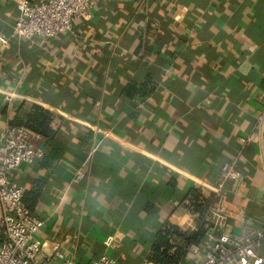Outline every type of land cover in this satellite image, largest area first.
<instances>
[{"label": "crops", "instance_id": "0c3cea01", "mask_svg": "<svg viewBox=\"0 0 264 264\" xmlns=\"http://www.w3.org/2000/svg\"><path fill=\"white\" fill-rule=\"evenodd\" d=\"M18 1L0 0V133L24 126L12 121L31 104L53 115L55 134L30 138L41 156L11 173L43 221L45 251L74 264H151L163 222L197 230L182 204L190 188L210 205L221 166L234 162L225 224L185 259L201 264L223 232L264 264V0H101L66 33L27 40L13 33Z\"/></svg>", "mask_w": 264, "mask_h": 264}, {"label": "built area", "instance_id": "2783aa9c", "mask_svg": "<svg viewBox=\"0 0 264 264\" xmlns=\"http://www.w3.org/2000/svg\"><path fill=\"white\" fill-rule=\"evenodd\" d=\"M101 0H19L13 33L20 40L33 37L56 38L70 30L75 19L91 16L92 9ZM37 135L26 126H7L0 133V264H46L53 256L62 258L60 264H74L63 252L54 247L53 255L45 251L44 243L36 236L43 225L42 219L31 214L23 202V189L15 183L11 173L21 163H32L41 156L40 149L30 145V138ZM102 140H96L74 173L73 181L84 176V166L99 149ZM241 171L234 162L221 166L220 179L214 187V202L206 209V217L213 227L226 222L223 189L226 182H236ZM264 236V230L255 232ZM190 252H198L191 247ZM201 264H260L261 259L250 243L221 232L213 243L204 248ZM94 264H118L114 259L101 255ZM177 264H188L185 257Z\"/></svg>", "mask_w": 264, "mask_h": 264}, {"label": "trees", "instance_id": "16d2710c", "mask_svg": "<svg viewBox=\"0 0 264 264\" xmlns=\"http://www.w3.org/2000/svg\"><path fill=\"white\" fill-rule=\"evenodd\" d=\"M52 114L49 110L36 104H31L23 120H13V124H24L44 137L53 136L56 130L51 128ZM27 208L34 202L26 200ZM183 206L194 214L198 220V228L192 233L179 229L169 221L162 223L151 245L147 261L151 264H177L183 260L191 246H202L208 236L212 221L206 217L209 206L199 188L192 187L182 200Z\"/></svg>", "mask_w": 264, "mask_h": 264}]
</instances>
